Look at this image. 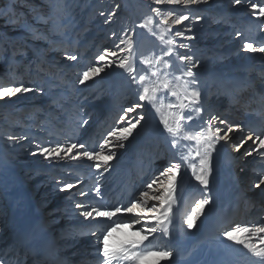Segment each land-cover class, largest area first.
Here are the masks:
<instances>
[{
  "label": "rangeland",
  "instance_id": "374dc122",
  "mask_svg": "<svg viewBox=\"0 0 264 264\" xmlns=\"http://www.w3.org/2000/svg\"><path fill=\"white\" fill-rule=\"evenodd\" d=\"M225 1L226 2L228 1V4L226 6L223 5L224 3H221ZM147 2H148V5H150L151 7L153 15H157L153 11V9H156V8L161 9V15H157V16L161 18L162 20L164 19V16L167 15L168 12L173 13L172 18H174L177 15H187L189 17L188 20L183 21L180 25L173 24L174 32L183 31L185 33L184 37H180V41L178 42H177L178 39L174 38L177 44L188 45L187 48H182L186 50H183V51L181 50V53H180L181 55L185 54L187 56H190L188 55V53L193 51L195 48L201 51L206 50V54L203 57V59H199V53L198 51H196L197 54L196 56H194V58H192L193 59L192 61H197L199 59L197 61L198 63H203L204 65L206 64L207 66L209 65L214 66L213 67L214 69L223 68L224 71L229 70V69H237L239 73H242V74L245 73V77L247 79L249 78L251 80L253 79L258 86L259 84H264V80H261L262 76H257L255 78L254 77L255 75L251 74L256 69L260 71L261 75L264 73L263 66L256 67L258 63L264 64V52H260V51L253 52L251 50L244 48L245 43H252L256 49H260L264 47V17L253 15L252 14L253 10L251 9L252 3H257L258 5H264V0H242V3L237 6L234 3V0H201L200 3H195V4L188 5V6L169 5V4L160 5L156 3V0H147ZM124 3H125V0H0V76H2V80L0 79L1 81L0 88L18 87V86L23 85L24 87H28L32 89V91L30 92L17 93L10 97L0 98V106H1V102H4V106L12 105L14 97L21 99L20 106L22 108H21V111H18L19 113L28 111L27 109L32 107L31 105H29L30 103H34L35 105L38 106L37 107L38 109H36V112H35L37 115L36 114L34 115V116H38V120L35 121L34 124H32V128L30 130L29 129L24 130L23 127L21 126L22 129H19V130L17 129L14 132V135H12V138L4 141L6 144L5 147L7 149L6 150V154L8 155L7 157L10 159L11 162L13 161L16 163L15 167H13V169H10L11 175H14L12 176L13 181H14L12 183L13 185L14 183L17 184V179L19 180L20 177L26 178L28 182L24 184V187L26 188V190L30 191L32 195L34 196L36 195L35 200L39 199L38 195L40 194V192L45 194L46 189L51 188L53 186L58 187L57 191L54 194H52L49 197L46 196V198H44L47 200V202L50 201V204H48V206L42 209V212L44 211V214L46 215L51 211L57 213V220L52 222L51 224L49 223L45 225V228L50 226V229H51V227L54 226L53 228L54 230L56 227H58L54 236L60 239L63 236V232L62 231L57 232V231L60 229L65 230L67 226L70 224L73 225L74 230H71L72 235L70 236V240L68 242L62 240L63 241L62 243H65L64 244V249H66L65 252L66 253L71 252L72 259L77 260L78 263H83V264H88V261H86V258H92L95 264H103V261L99 257V255L90 256L91 255L90 253L98 252L97 236H99L100 240H102L103 237L98 233L97 235H93L91 233L92 231L93 232L95 231V228H96L95 225H94V229H90L91 232L90 230H88L89 228L93 226V223L89 224L88 223L89 218L85 219L82 215L80 216V213L83 211L82 210L83 208L79 212L78 211L72 212L67 219L69 221L65 220L64 221L65 225L61 226V228H60V225L55 224L57 221L59 222L62 221L61 218L63 217V215L61 213V207L65 205L64 204L65 199L64 200L59 199L61 197H64V194H62L61 197H59L58 195L60 192V188H63L64 184L74 183L73 185H76V186H74V188L70 190H65V193L67 196L70 195V198L73 197L72 198L73 202L76 205L83 204L86 206L85 208H87L88 206L91 205V203H89L88 205L87 203L86 204L84 203L88 201L92 202V200L89 197L91 198L96 197L95 199L97 200V202H95L94 206H91V207H97L98 204H100V206H103L105 201L108 203L110 200V197L108 200H105L107 193H104L108 183H105L107 179H105V181L104 182L102 181L101 183L97 181L103 179V177H100V176L106 175L107 172L103 170V167L97 170L94 167L96 161H89L87 158H79V159L74 160V161L80 160L78 163H75V165L77 164L76 166H79L78 168L76 166L70 167L71 162L68 163V161L73 160V159H70L67 156H63V154L61 158H57V159L45 158L43 155L39 154L37 152V149L39 147H55V145L57 144L55 142H51L50 144H43L44 142L42 141L44 140H46L47 142L51 141V139L47 140V138L50 137L48 133L51 132V128H46L47 126L48 127L50 126V123H47L46 118L45 120H41V117L47 114L46 117L50 116V118L51 117L55 118L56 114L57 115L61 114V115H64V117L67 118V120H72L71 123L75 122V125L72 124V129H74V134L72 133L73 135L68 134L67 136H64V137H61V136H55V137L61 138L58 141L59 144L66 145L68 143H77V144L85 145V148L79 149V151H83V150L98 151L99 144L102 143L104 138L107 136L106 132L108 133V131H110L112 128L117 126L118 118H116L117 117L116 116L111 121V122L114 121L115 125L113 124L108 128V126L111 124V122L110 123H108V121L106 122L109 111L106 109V111L102 114V116L98 118V116L96 115L98 114L97 106L99 105L98 102L102 101V99L105 96L107 97L111 91V88L108 86L110 85L109 81L112 83L113 80H115V86H114L113 93L111 94L110 99L115 97L114 95L117 90L120 89L122 91L127 92L130 89V87L133 86V83L130 82L128 73H126V75L122 77H119L121 79L119 80L117 76L115 77V75L113 74L114 72H108L110 69L114 70L117 68L114 65L110 68L106 67V73L104 74V77H102L100 80L98 78L100 74L102 73H100L96 77L90 78L88 81L82 84L83 85L82 88H80V86H78L77 84H80L79 79L82 78L83 72L86 71L88 67H91L94 64L96 66H105L104 62H97L95 59L98 55L102 54L105 49H108L111 52L117 53V56L115 57L117 62L119 58L126 56L128 45L127 43L121 44V41L123 40L127 42L131 40L132 38L131 32H132L133 24L132 22H130L129 13H127V11H123ZM214 6L216 9L211 11ZM235 6L236 8H234ZM189 7H192V8H189ZM207 7L209 10H207ZM221 7H226V8H224L223 10ZM104 8H105V12H103L104 16L102 15L104 20L102 24L98 26L97 28L96 25L99 22L98 19L101 18L100 11L103 10ZM232 13H235L238 15L237 20L234 19L235 17L232 16L233 15ZM114 17H117V18L114 19ZM197 17H200V19H197ZM172 18L169 19V23L171 22ZM229 18L233 19L232 24L230 23ZM239 21H242L245 23V33L244 34H243L244 31L241 30L242 25L237 23ZM100 29H101V32L103 31V33L101 34L98 32V30ZM93 30L94 32L92 33ZM241 31L242 33H240ZM89 32H90V35L91 34L93 35L97 34V35H95L93 39L91 38L84 39V41L82 40L81 42L82 44H78L80 36H82V38L86 37L88 36L87 34H89ZM237 33L242 34V37L240 38L239 37L240 35L238 36ZM76 36L78 38H76ZM222 38L223 39L231 38V39L229 40L226 39L227 41L226 40L224 41L222 40ZM89 40L92 43L94 42L96 43L93 46H91L92 43ZM154 40H155L154 43L150 47H148L146 50L148 51L146 52V55H147V58L149 59H154L155 57L163 56L164 54L162 51V47L159 48L160 45L158 41H156L157 39H154ZM110 43L112 44L109 47L105 46ZM117 45H119V47H117ZM55 47L57 49H55ZM121 49H124V51H121ZM31 50H36L34 52L37 54L38 60L42 57L40 55L41 53L44 54L43 56L44 60L48 59L46 56H50V55L52 56L54 54V59L56 60V62L54 61V63L63 62V61H68L72 63V64L67 63V65L70 67L72 66L73 67L72 70L75 69V72L73 73V77L75 78L74 81H76V84H74V87H72L70 83L66 84V91L68 93L67 95H63L62 97L57 96L56 91L58 89L56 87L57 86L56 83L63 85V83L61 84V81H63L61 78L54 79L52 76L50 77L44 76L43 79L41 77L39 79L38 78L36 79V77H38V74H37L38 66L34 67L33 66L34 62H31L30 57L27 56V53ZM213 53L214 55H212ZM72 55L77 56L78 59L76 61H72L71 59H69V57H71ZM207 55L209 56L207 57ZM248 55L251 56L250 63L246 62V58ZM109 59H113V58L109 57ZM165 59H168V58L165 57ZM24 65H26L27 76H25L26 74L25 75L19 74L20 67ZM179 65H182V62H180ZM10 66H13V68L15 69L14 74L13 76H11V78L6 79L5 77L7 76V70H8V67ZM244 68H247V69L244 71L243 70ZM156 69H158V64L154 65V67L151 70L155 71ZM169 72H170V75L168 77L172 79L175 76V74L173 73L171 68L169 69ZM65 76H68V74H66ZM168 77H165L164 74L161 72L159 77H156V78L157 80L160 81L165 78L168 79ZM197 78L198 77H196V79ZM107 79H109V81L105 84L107 85V87L104 89V94L101 96L95 97V98H91L92 97L91 95L93 94L92 90L95 88V86L93 88V84L94 83L96 84L97 82L103 81V80L106 81ZM215 79H223V78L217 77L214 74L210 75L209 83H211V81L212 82L214 81V84L208 86L205 89L204 94L206 95V99H202L204 101L209 102L210 104L214 103L213 102V97L215 96L214 94H217L216 93L217 91L219 93L220 91L219 88L221 87L220 84L217 82V80L215 81ZM177 82H180V81H177ZM89 85H92L90 90L87 89L86 91H84L86 86H89ZM258 88L260 92V98H261L260 100L263 102V107H264V97H262V94L264 95V87L261 88L259 86ZM100 90L101 88L98 90V92ZM60 99H62V101ZM9 100H10V103L8 104L7 101ZM217 100L218 99H216V101ZM70 101H75L80 106V109L76 116L74 114L70 116L69 110L67 111L65 110L68 107H72L71 103L67 104V102H70ZM93 101H98V102L93 103ZM232 101H235V99L232 98ZM62 103H64L63 105H66V106H63ZM163 103L165 104V101H163ZM248 104L249 102L246 103V105ZM55 105H56V110L51 111L53 107H55ZM223 105L224 104H222L221 106ZM232 107L236 109L237 113L239 112L238 115H230L231 119L227 118L226 120L225 118H223L222 120L228 122L229 124L241 125L240 129H234V132L239 138L238 141L234 143V145L240 144L241 141H244L245 143V144H242L241 146L242 151L238 155L240 157L236 158V161L234 164L236 165V168L239 165H241V163H239L241 160V157L243 159V156L247 153V151L251 150L253 151V154L256 155L255 157L258 156V158H256L255 161H252L253 166H250V167L264 174V149L257 147V142L254 139V136H252L253 137L252 139H247L250 135L249 131L251 130L248 126V122L246 119L247 118L246 116H249V115H246V116L241 115V113L243 114L244 112L247 113L246 111H251L249 108L251 107V104H249V107H244L241 104V107H240L241 109H240L238 105H236V103L233 102ZM252 109H256V107L255 108L252 107ZM147 111L148 110H146V112ZM164 111H166V109H164ZM18 112H16L15 110H12L10 112L7 111L5 115L6 119L10 121L13 118L12 115H17L16 113ZM41 113L42 115L40 116L39 114ZM224 113L226 115L231 114L227 111L223 112L222 114ZM249 113H252V112H249ZM95 116L97 117L95 118ZM103 118L104 120L100 121V119H103ZM25 119L23 120L22 118L18 117V120L22 124L23 122L27 121ZM234 119H237V121L239 122H233ZM89 120H93V121L88 122ZM95 120H98L97 127H95L96 123L92 124V122H95ZM201 120H198L197 122ZM217 123L218 121L213 122L215 126L221 127L223 130L227 131L226 125L219 126L217 125ZM100 126H102L101 128H103V130L100 128ZM17 128H19V126ZM38 130H42L43 132L40 133L38 132ZM105 130L106 132L104 133ZM189 130L192 131L191 128ZM149 131H152V129ZM259 135L261 136V138H264V131L259 132ZM182 142L184 144L189 145V141H182ZM76 151L77 150H74L73 153L70 155H75ZM117 152L118 150H116V154ZM158 152H161L160 147H159ZM178 152L179 150H174V153H173L174 155L171 156L172 158L169 159L170 161H168L162 167L160 164L157 163L156 161L157 159L152 158L151 169L149 173L147 175L146 173L144 174L140 173L137 184H136V181L130 182V185L132 184L131 187L129 188L131 197H133V195H138L139 191L144 190L143 189L144 186L147 183L151 182V180L156 175H158V172L162 170L164 167L168 166L170 162L179 163L180 155L177 154ZM33 153H36V154L34 155ZM106 154H107V150H106ZM255 157L252 156V158H255ZM116 159H117V155L113 161L109 162L110 169L117 162ZM122 163L124 162H121L120 164ZM152 170H153V173H152ZM150 174L151 176L147 178ZM89 177L90 179L91 177H93L94 179L90 181L91 184L81 183L84 178H89ZM177 181H178V190H177V198L174 202V205H176L179 197L185 194V191L187 189H193L194 182H193V177L191 175L190 168H188L185 172V170H183V167H182L181 175L178 176ZM250 182L253 183V181H250ZM257 183H259V181ZM257 183L254 182L253 186ZM91 185L92 186L95 185L96 186L95 188H100L101 192L99 196L96 194V192L91 193V194L89 193V192L95 191V190L89 189ZM14 187L17 188V191H15V194L14 192H11V193L18 196L20 194V192H18L20 188L18 189L16 185H14ZM132 187L134 188L133 191H132L133 189ZM208 188L211 190L213 188V185L210 181H209ZM250 190H252L251 187H250ZM6 192L8 191L6 190L4 191V189L0 187V199L5 198L4 194ZM81 192H84L85 195L81 196L80 195ZM201 193L204 194L205 192H200V194H196V195L192 194L193 196L189 198L188 202L186 203V210L184 212L182 211L178 219L174 223H172L171 234L168 240L162 238L159 234H157L156 239L151 241L152 246L154 248L156 249L164 248L173 253L172 257L168 259L157 257V261H159V264H175V260L173 261V258H177L179 256H187L198 245H204V248L201 249L197 259L191 264H206L209 261L214 260L215 257L213 256L212 251H210L209 249L207 250L205 247L211 246L212 244L211 241L214 239H219L221 241L226 240V238L222 236V232L227 231V230H232L233 228L236 227L234 223L235 220L231 222L222 223V224H219L216 229L211 231V235H212L211 237L206 236L203 234V228L201 227V224L206 220V217L203 214L197 220V226L194 229H192L194 230L193 232L197 234H196L195 239L192 241L191 245L184 246L181 242H179L178 239L180 237L179 235H181L182 230L187 229L186 225L183 223V220L187 218L186 212L190 211V208L195 206L196 200L204 198V196L202 197ZM44 194H42V196ZM76 198L77 200H75ZM261 198H264V191H263ZM61 201H64V202H61ZM212 201H213L212 206L214 205L213 207L215 208L214 211L217 214V218H219L220 217L219 216L220 207L221 209H225L223 207L226 205V203H222V206H220L221 199H219V197H217L216 195L213 196ZM119 202H122V200L118 202L113 201L110 204L116 205ZM6 203L7 202L5 203L3 202L2 204L0 203V207L4 206V204ZM53 205L55 207H53ZM76 205L74 206L73 209H77ZM64 207H67V206H64ZM85 210H88V209H85ZM2 211L4 210L0 209V221H1V218L4 217L3 215H5V214H1ZM262 211L264 210H260L258 213H256V215L253 216L254 218H251L252 221L251 220L247 221V223H245L247 225H244V226L254 228L256 227L255 225L257 223L258 225L259 223L260 224L264 223V215H263L264 212ZM44 214L42 215L44 216ZM29 218L30 216H24L25 220H28ZM213 218L215 220V215ZM80 219H84V221L83 220L80 221ZM81 222L89 224V225L81 226L80 225ZM118 222L119 223H131V221L127 220V218H125V220L123 221H118ZM94 224H97V222ZM97 225L100 226L101 224L98 223ZM199 225H200V228L198 229ZM100 227H102V225ZM100 227L96 228V230L98 229L96 232L99 231ZM137 227L138 226H134L131 229L127 227L117 228L112 233V236L110 237V243L113 245H116V241H119V244L121 243L122 245L129 240L138 239L139 237L134 236V232L137 230ZM79 228H82V230L84 229L87 230L86 232H82L83 234H85V236L83 234L82 235L79 234L78 232L79 230L78 231L76 230V234L74 237L73 234H74L75 229H79ZM9 231L6 232L5 227L3 229V227L0 226V260H3L5 264H18V262L15 263L16 260L12 261V258H11L12 256L10 257V254L14 252L11 250L12 246H9V243L12 241L10 239L12 232H9ZM88 232H90L89 235L87 234ZM129 233L132 235H130V237L129 236L126 237V235ZM201 233H202V236L200 237ZM261 235H264V234H261ZM71 239H72V242H70ZM254 242H258V241L254 240ZM235 246L237 249L236 248L234 249H236L238 252L241 251L242 256L246 255V258L250 259V261H252L253 264H255V262L259 259L254 256L252 257L247 256V255H251V253H248L247 249H244L242 245L235 244ZM9 251L10 253H8ZM82 252H87L89 253V255L87 254L84 255ZM13 255L15 257L16 254H13ZM81 256H83V258ZM79 257H81V259H79ZM145 259H149V257ZM170 260L172 261L170 262ZM52 261H56V260L52 259ZM239 263L247 264V261L244 260L243 262L241 260L239 261ZM143 264H149V263L143 262Z\"/></svg>",
  "mask_w": 264,
  "mask_h": 264
},
{
  "label": "bare ground",
  "instance_id": "6f19581e",
  "mask_svg": "<svg viewBox=\"0 0 264 264\" xmlns=\"http://www.w3.org/2000/svg\"><path fill=\"white\" fill-rule=\"evenodd\" d=\"M221 3H224L223 5L226 6L228 4V1L227 2L226 1L221 2ZM236 6L234 8H236ZM123 8H124L123 11H127V13H129L130 22H132V24H133L132 32H131L132 33L131 41L133 43V51H132L131 55L135 61V67L137 68L138 73L140 75H146L152 70L148 69V67L146 65H142L140 61L142 58H147L146 52H148V51H146V50L148 47H150L154 43V41H155L154 39H157L156 41H158V43L160 45L159 48L162 47V51H163V53H165L169 50V48L173 47L172 45H169L167 43V41L172 40L174 38H177L178 39L177 42H178V41H180V37H177L175 35L176 32L173 31L174 25L171 22L168 23L167 25H164L162 23L163 20L161 18H159L157 15H153V12L151 10L150 5H148L147 0H125ZM189 8H192V7H189ZM221 8L224 10V8H226V7H221ZM214 9H216L215 6L212 8L211 11H213ZM207 10H209L208 7H207ZM100 12L101 13L105 12V8L103 10H101ZM101 13H100L101 18L98 19L99 22L96 25L97 28H98V26H100L102 24V22L104 20ZM232 14H233L232 16L235 17L234 19L237 20L238 15L235 13H232ZM103 16H104V14H103ZM149 17H151V23H149V20H148ZM116 18L117 17H114V19H116ZM240 19H242V18H240ZM229 20H230V23L232 24L233 19L229 18ZM237 23L242 25L241 30L244 31L243 32V34H244L245 33V23L242 21H239ZM144 25H147V26L145 27ZM93 32H94V30L92 31V33ZM98 32L100 34L103 33V31L101 32V29L98 30ZM240 33H242V31ZM87 35L88 36L83 37V38H82V36H80L78 44H82L81 42H82V40L84 41V39H87V38L93 39V37H95V35H97V34H95V35L91 34V35H93V36H91L90 32H89V34H87ZM161 36L164 37L163 40L160 39ZM239 37L241 38L242 34H240ZM76 38H78V37L76 36ZM243 38H244V36H243ZM219 39H220V37H219ZM226 39L227 38H224V39L222 38V40H224V41ZM229 39H231V38H228L227 40H229ZM95 43L96 42L92 43L91 46H93ZM111 44L112 43L105 45V46L109 47ZM55 49H57V48L55 47ZM177 50L180 54L181 50L183 51L186 49L179 48ZM34 51H36V50L29 51L27 53V56L30 57L31 62H34V64H33L34 67L38 66V70H37L38 77H36V79L37 78L39 79L40 77L43 79L44 76H49V77L52 76L54 79L55 78L56 79L61 78L63 80V81H61V84L63 83V85L56 83L57 84L56 87L58 89L56 91L57 96L62 97L63 95H67L68 93L66 91V84L70 83L72 87H74V84H76V81H74L75 78L73 77V73L75 72V69L72 70L73 67L72 66L70 67L67 65V63H70V62L63 61V62L54 63V61L56 62V60L54 59V54L52 55L53 57L51 55L46 56L48 58L47 59L48 61H47V60L43 59L44 54H42V53L40 54L42 57L38 60V56ZM196 51H198V53H199V59H203V57L206 54V50L201 51V50L195 48L193 51L188 53V55H190L192 58H194V56H196V54H197ZM127 55H128V52L126 53V56ZM212 55H214V53ZM208 56L209 55H207V57ZM250 59H251V56L248 55L246 58V62L250 63L251 62ZM171 61H172L171 70L173 71L175 76L180 75L181 72L185 71L184 68H187V66H185V65H184L185 67L183 66V63H182V65H179L180 61H178V59L175 56L171 57ZM197 61H192V62L196 63V67H193L192 70H195V73H200L199 76H197L198 77L197 82L199 85V90L201 91V99H206V95L204 94L205 89L208 86L214 84V81L213 82L211 81V83H209L210 82L209 81L210 75L214 74L217 77H221L224 79V80L223 79H215V81L217 80V82L220 84L221 89H220L219 93L217 91L216 92L217 94H214L215 98H213V102H217L218 100L219 101L222 100V99H219L217 97L222 95L221 92L223 90L229 91L230 88L232 89V87H234L233 85H235V82H238V81H236L237 77H239L238 78L239 83H242L243 80L246 78L245 73L244 74L239 73L237 69H229V70L224 71L223 68L214 69L213 68L214 66H210V65L207 66L206 64L204 65L203 63H198ZM192 62H189L188 64H190V66H192ZM70 64H72V63H70ZM218 66H219V64H218ZM261 66L264 67V64L258 63L256 67H261ZM68 68H69V70H68ZM158 69L160 70V73L162 72L164 74L165 70H164L162 65L158 64ZM239 69H240V67H239ZM246 69L247 68H244L243 70L245 71ZM14 70L15 69L13 68V66L8 67L7 76L5 78L6 79L11 78V76H13V74H14ZM35 70H36V68H35ZM198 70H200V71H198ZM44 71L48 72L49 74L44 72ZM168 71H169V69H168ZM258 71L259 70L256 69L251 74H254L255 78L257 76H262L261 80H264V73L261 75L260 71L259 72ZM108 72H114L113 74L115 75V77L117 76V78L122 77V76L126 75V73H127L126 70L119 69L118 67L114 70L110 69ZM105 73H106V71L104 73L100 74L98 79L100 80L102 77H104ZM19 74H22V75L26 74L25 76H27L26 65L20 67V73ZM66 74H68V76H65ZM206 74H208L209 76ZM114 75H112V76H114ZM0 79L2 80V76H0ZM137 79H138V76H137ZM168 79L172 80V82H173L174 86L177 88V90H180L181 85L184 83L183 79L180 80V82L174 81L173 79H171L169 77H168ZM108 81H109V79H107L106 81H104V80L99 81L96 84L94 83L93 88H94V86H95V88L92 90L93 94L91 93L92 94L91 98H95V97L103 95L104 89L107 87V85H105V84ZM159 82L160 81L157 80L156 77H152L147 81V83L149 85L154 84V83H159ZM109 83H110V85H108V86L111 88L109 95L107 97L105 96L102 99V101H99V102L93 101V103H96V102L99 103V105L97 106L98 107V110H97L98 114H96L98 116V118L100 116H102V114L106 111V109L109 106L111 107V112H108L109 113L108 120L111 119L115 114H117L116 115L117 117L116 116L115 117L118 118L119 115L123 114L122 110L124 108L129 107L131 104L136 103L138 100V95H137L138 85L137 84H133V86L130 87V89L127 92L122 91L120 89L117 90L115 92V95H114L115 97L110 99L111 94L113 93L114 86H115V80H113L112 83L109 81ZM77 85L80 86V88L83 87V85L81 83L77 84ZM259 86L261 88H263L264 84H259ZM91 87H92V85L86 86L84 91H86L87 89L90 90ZM100 88H101V90L98 92V90ZM235 93L239 94V92H235ZM158 96L160 97L161 100L165 101V105H167L169 103H175L176 102L175 97L169 98L168 96L164 95L163 90L160 93H158ZM262 97H264L263 94H262ZM215 99H218V100L216 101ZM60 100L62 101V99H60ZM244 100H246V102H248L247 101L248 99H245V97H244ZM20 101H21V99L14 97L12 105L4 106V102H1V106H0V187L3 188L4 191L5 190L8 191L4 194L5 198L0 199L1 204L3 202L4 203L7 202L6 204H4V206L0 207L1 210H4L1 212V214H5V215H3L4 217L1 218L0 226L3 227V229L5 227L6 232L9 230H11L9 232H12L11 237H10V239L12 241L9 243V246H12L11 250L14 252V253L10 254V257L12 256L11 257L12 261L16 260L15 263L18 262V264H24V261L27 258H29V256H30L29 259L32 260V258H31L32 255L30 254V251H31V249L38 250L37 248L34 249V247L38 246L39 241H41L42 239H46L47 237L50 236V234L54 233L52 235V238H55L56 240H58L61 243L63 241L68 242L70 240V236L72 235L71 230H74V226L70 224L67 226V228L65 230L64 229L58 230L57 232H59V231L63 232V236L60 239L58 237L56 238V236H54L55 235V232H54L55 229L53 231H50V226L45 228V225H47L49 223L51 224L52 222L57 220V213L56 212H50L46 215V214H44V211L42 212V209H44L46 206H48V204H50V201L47 202V200L44 198H46V196L49 197L52 194H54L57 191L58 187L53 186L51 188L46 189L45 194L40 192V194L38 195L39 199L35 200L36 195L35 196L32 195L30 193V191L26 190V188L24 187V184L27 183L28 181L26 180V178L20 177L19 180L17 179V184L14 183V185H16L18 187V189L20 188L19 189L20 191L18 190V192H20V194L18 196L14 195L15 191H17V188L14 187V185L12 183V182H14L13 177H12L14 175H11L10 169H13V167H15L16 163L13 161L11 162L10 159L7 157L8 156L6 154L7 149L5 147L6 144L4 141L12 138V135H14V132L17 129L19 130V129H22V127H23L24 130H28V129L30 130L32 128V124H34V122L38 120V116H34L36 114L35 112H36V109H38L37 108L38 106L35 105L34 103H30L29 105H31L32 107L27 109L28 111L23 112V113H19L18 111H21V108H22L20 106V104H21ZM233 102H235L239 108L241 107V103H240L241 101L240 100H239V102L238 101H232V103ZM7 103L9 104L10 100L7 101ZM68 103H71L72 107H68L65 110L66 111L69 110L70 116H72L73 114L76 116L78 114L80 106L75 101L67 102V104ZM63 104L64 103H62V105ZM63 106H66V105H63ZM148 108H149L148 113L153 112L154 116L157 115V120H158L149 129V130L152 129V131L146 132L148 125L150 126L152 117L150 118L148 113L146 112V110L142 108L141 110H139L145 116L144 121H142V126H140L138 128V130L135 133L134 138H130L129 142H125V144H126L125 148L118 149V152L116 154L117 155V159H116L117 162L115 161L116 162L115 165L112 166L111 169L109 168L106 175L100 176V177H103V179L97 181V182L101 183L102 181L104 182L105 179H107V181L105 183H108L104 193H107L105 200H108L109 197H110V200L108 203L105 201L103 206L111 205L110 203L112 202V200L115 202L116 201L118 202L120 200H122V202H127L129 200V198L131 197V195H129L128 198H127L126 194H122V192L119 195H117L119 188L127 190V188H129L130 179L133 177V175L135 173H138V171H140L139 173H142V174L146 173V175H147L151 169L152 158L157 159L156 160L157 163L160 164L162 167L168 161H170L169 157L174 155L173 154L174 149L171 148V146L169 144L170 142L167 141V140H170V138L167 136V133L164 131L165 132L164 135H161L160 132H157V127L163 126L160 123V119H161L160 114L156 112L155 108H153L151 104ZM230 109H233L234 112L236 111V109L233 108L232 105L230 106ZM12 110H15L18 113H16L17 115H12L13 118L10 120L11 121L10 122L8 119H6L5 115H6L7 111L10 112ZM54 110H56V105H55V107H53V109L51 111H54ZM71 110H73V111H71ZM208 110H209V108H208ZM211 110H213V109H211ZM253 110L254 109H252L251 112ZM166 111H169V110L166 109ZM216 111H217V109L215 108L214 113H216ZM58 112H60V111H58ZM227 112L230 113V111H227ZM204 113L205 112L200 113V114H195V113L193 114L195 119L193 122H189L190 126H191L190 128L192 129L193 132L199 131L201 129V127L207 128V123H201L202 122V120H201L202 115ZM243 114H245L244 116H246V115L254 116V112H252V113H249V112L245 113L244 112ZM39 115L41 116L42 113ZM230 115H233V114L232 113L227 114V115L225 113L222 115L218 114L220 119L230 118ZM46 116H47V114L44 115L43 117H41V120H45V118H46L47 123H50V126L49 127L47 126L46 128H51V132L48 133L51 138L50 137L47 138V140L51 139V141L47 142L46 140L43 139L44 140V141H42V142H44L43 144H50L51 142L58 143L59 140H57L53 137L54 134H56L57 136H59V135L62 136V134H63L62 130L63 129H65L64 133H66L69 130H71V131L73 130L71 128L72 125H70L72 120H67V118H65L64 115H61V114L57 115L56 114L55 118H52V117L50 118V116H48V117H46ZM97 116H95V118ZM261 116H259V119H262ZM18 117L22 118L23 120L26 118L25 120H27V121L23 122V124H22L18 120ZM198 120H201V121L197 122ZM90 121H93V120H89L88 122H90ZM97 121L98 120H95V122H92V124L96 123L95 127H97V125H98ZM233 122H239V121H237V119H234ZM258 122H260V121H258ZM41 123H43V122H41ZM113 124H114V121L111 122V124L108 126V128ZM217 125L221 126V124H219V122L217 123ZM18 126H19V128H17ZM101 127L102 126H100V128ZM101 129L103 130V128H101ZM224 131H226V130L222 129L221 134H223ZM38 132L42 133L43 131L38 130ZM105 132H106V130L104 131V133ZM106 134H107V132H106ZM250 134H252V136H258L259 135V134L253 135V132H250ZM229 136H230V139L228 142L221 141L220 143H218L216 145L215 150H213L211 152V157H210L211 173L209 175V181L213 185L212 190L207 188L206 190L202 191L204 186L200 185L199 182L195 181V179L193 178V182H194L193 189H187L185 191V194L181 195L179 197L176 205H174L173 211H174L175 215H174L173 223L178 219L181 212L182 211L184 212L186 210V203L188 202L189 198H191L193 196L192 194L196 195V194H200V192H205L204 194L201 193L202 197L203 196L204 197L210 196L211 200L213 199V196H215V195L217 197H219V199H221L220 206H222V203H226V206L232 207L230 212H229V215H231L230 220H224V221H230L231 222V221L235 220L234 223H235L236 227L237 226L248 227V226H244V225H247L245 223H247V221H250V220L252 221L251 217L248 216L250 214L248 213V215H247L244 211V208L246 207L247 203L251 199H253V200H251V202L253 203L254 207L257 205V207H259L260 210H264V198H261V196H259V198L258 197L257 198L256 197H252V198L247 197L245 199L238 198L237 201L234 198V192L237 189V177H236L235 173H236V169H238V168H236V165L234 164L235 162L234 161L231 162V160L227 157V155H233L236 157H240V156H238L240 153L238 154L237 148L234 147V143L237 142L239 138L234 131L232 133H229ZM45 139H46V137H45ZM254 139H255V137H254ZM52 140H54V141H52ZM243 144H245V143H243ZM189 145H190V147L195 148L196 142L195 141H189ZM241 146H242V144H241ZM159 147H160L161 152H158ZM247 147H248V145H247ZM249 153H251V154L249 155ZM182 154L188 155L187 149H184ZM252 156L255 157L256 155L253 154V151L249 150L243 156V159L241 157V160L239 163H241V164L249 163L248 166H242L244 169L249 168L250 166H253L252 161H255V159L258 158V156L255 158H252ZM132 160H133V163H132ZM79 161L70 160V161H68V163L71 162L70 167L71 166L75 167L77 165V164L75 165V163H78ZM190 161H194L198 164V160L195 159V152L194 151L190 155ZM121 162H124V163L120 164ZM76 167L79 168V166H76ZM187 169L183 168V170H185V172ZM110 170H112V171H110ZM190 171H191V169H190ZM152 173H153V170H152ZM69 174H71V173H69ZM252 174L253 175L256 174L257 176L262 175V173L257 171V170H255ZM150 176H151V174L147 178H149ZM263 176H264V174H263ZM126 178L127 179L129 178V179L124 183L123 181ZM136 179H137L136 180V184H137V181L139 179V175H136ZM248 179L250 181L254 182L256 177L254 178V177L250 176ZM91 180H94L93 177H91V179L88 180L87 183H89ZM74 186H76V185H74ZM194 187H195V189H194ZM37 189H38V187H37ZM60 189H62V188H60ZM116 189H117V191H116ZM133 190H134V188L132 189V191ZM213 190H214V192H213ZM11 192H14V194H12ZM42 194H44V195L42 196ZM62 194H64V197H61ZM58 196L61 197L59 199H62V200H64V199L68 200V199L73 198V197L70 198V195L67 196L65 191H61V190H60ZM2 200H3V202H2ZM75 200H77V198ZM69 201L71 202V200H69ZM233 202H238V203H233ZM86 203L88 205L89 203H92V202L88 201V202H85L84 204H86ZM99 206H100V204L97 205V207H99ZM213 206L211 203L209 206L206 207V209L203 213L206 217V220L201 224V227L203 228V234L206 236H209V237L212 236L211 231L216 229L218 227V225L222 223V218L225 216V213H226V211L225 210L223 211L220 207V210H219L220 211V213H219L220 217L217 218V214L214 211L215 208ZM66 208H68V207H66ZM259 208H257V209H259ZM262 212H264V211H262ZM42 214H44V216H46V217H44ZM213 215H215V220L213 218ZM7 216H9V217H7ZM24 216H30V218L28 220H25ZM80 216H81V213H80ZM82 220L84 221V219H80V221H82ZM89 221H91V222H89ZM63 223H64V221H63ZM88 223L94 224V223H96V221L89 218ZM58 225L61 226V224H58ZM251 225H252V223H251ZM257 225H258V223L255 226H257ZM259 225H260V223H259ZM199 228H200V225H199L198 229ZM90 229H94V226H92L88 230H90ZM76 230L77 231L79 230L78 232L81 235L83 234L82 232L87 231L86 229L82 230V228L75 229L74 234H73L74 237L76 234ZM96 231H94V232H96ZM193 231L194 230H192V229L191 230H189V229L184 230L183 229L181 232V235H179L180 237H179L178 241L181 242L184 246L191 245L192 241L195 239L196 234H197V233H194ZM96 233L99 234V231ZM87 234L89 235L90 232H88ZM83 235L85 236V234H83ZM88 235H86V236H88ZM130 235H132V234L129 233L126 235V237H128V236L130 237ZM201 236H202V233H201L200 237ZM169 237H170V235L166 236V237H162V238L168 240ZM203 237H205V236H203ZM209 237H207V238H209ZM32 241L36 242L37 245L36 244L30 245ZM70 242H72V239ZM211 242H212L211 246H206L205 248L207 250L209 249L210 251H212L215 259L212 261H209L206 264H221L222 262H225V259H227V264L232 263L233 258H234L233 256H235L236 251L234 252L231 249L229 250L228 246L231 245L232 248L236 247L234 242L227 241V240L221 241L219 239H214ZM18 243H22L23 245L19 246ZM118 245H121V243L119 244V241H116V246H118ZM203 248H204V245H198L187 256H179L177 258H173V261L175 260V264H191L192 262H194L197 259L201 249H203ZM57 251H55V253H57ZM239 252H241V251H239ZM239 252H237V253H239ZM8 253H10V251ZM96 253L92 252L90 256L98 255V252H96ZM13 254H16L15 257ZM241 256H242V252H241ZM247 256L252 257V255H247ZM157 257L158 256H150L149 259H145L144 262H147L149 264H152V263L155 264L157 262ZM241 260L243 262H244V260H246L247 264H253V262L250 261V259L246 258V255H244V257H240L239 261H241ZM86 261H88V260H86ZM171 261L172 260H170V262ZM33 262L38 264L39 260L37 258H35L33 260ZM47 262H48V264H58L57 261H52V259H48ZM61 263L67 264V261H62ZM172 263H174V262H172ZM238 263L239 262H237L236 264H238Z\"/></svg>",
  "mask_w": 264,
  "mask_h": 264
},
{
  "label": "snow or ice",
  "instance_id": "6c2138e0",
  "mask_svg": "<svg viewBox=\"0 0 264 264\" xmlns=\"http://www.w3.org/2000/svg\"><path fill=\"white\" fill-rule=\"evenodd\" d=\"M201 0H156L157 4H169V5H183L188 6L195 3H200ZM236 5H240L242 0H234ZM253 15L264 17V5H258L257 3L251 4ZM153 11L157 15H161V9L156 8ZM103 15V13H101ZM173 17L172 12H168L164 16L162 23L167 25L169 19ZM187 15H177L171 19V23L174 25H180L183 21L188 20ZM200 19V17H197ZM151 23V17L148 18ZM145 27L147 25H144ZM177 37H184L183 31L175 33ZM239 36L240 33H237ZM164 39L163 36L160 37ZM127 43L128 55L119 58L118 62L115 59L116 52H111L105 49L104 52L98 55L95 59L97 62H104L105 66H96L95 64L88 67L83 72L82 78L79 79V83L84 84L92 77H96L100 73L106 71V67L110 68L116 66L119 69L126 70L128 73L130 82L137 84L138 100L136 103L131 104L129 107L124 108L123 114L119 115L117 120V126L108 131L107 136L103 142L99 144L98 151H79L84 149L85 145L77 143H68L66 145L57 143L55 147H39L37 152L43 155L45 158L57 159L63 156H67L70 159L76 160L79 158H87L89 161H96L94 167L99 170L103 167L105 172L108 171L109 162L113 161L116 157V150L125 148V142H129L130 138L135 137V133L144 121L145 116L141 110L144 104L141 102H148L155 108L156 112L160 114V123L163 125L164 131L170 138V146L174 150H179L177 154L180 155V162H170L168 166L164 167L158 172L151 182L144 186V190L139 191L138 195H133L127 202H119L116 205L91 207L90 210H84L81 215L84 218H90L102 227L99 229V234L102 235V240H98V255L102 259L103 264H143L145 258L150 256H158L164 259L171 258L173 253L164 248L155 249L152 246L151 241L156 239V235L166 237L171 234V225L174 219V202L177 198L178 190V176L181 175L182 167L191 169V175L195 181L203 185L202 191L206 190L209 185V175L211 173L210 157L211 152L215 150L216 145L223 142H228L230 139L229 133H232L234 129H240L239 124H229L228 122L220 119L219 116L212 115L207 121V128L201 127L199 131H190V123L193 122L195 114H200L203 111L201 106V91L199 85L192 71L193 67H196V63L192 62V57L179 54V48H187L186 44H177L175 39L168 40L167 43L173 47L169 48L163 56H157L154 59L142 58L141 64L146 65L148 69H152L154 65H162L164 68V76L168 77L170 72L168 69L172 67L171 57L175 56L178 61L187 66L188 62H192L191 67H187V71L181 72L180 75L174 76L172 79L180 81L183 79L184 83L181 85L180 90L174 86L172 80L162 79L159 83L149 85L147 81L152 77H159L160 70L150 71L146 75H140L135 67V61L132 57L133 43L129 41H121V44ZM119 47V45H117ZM244 48L253 52H264V47L256 49L252 43H245ZM124 51V49H121ZM112 57L113 59H109ZM168 57V59H165ZM72 61H76L78 58L75 55L69 57ZM138 76V79H137ZM163 90L164 95L175 97V103H169L165 105L163 100L160 99L158 93ZM32 89L24 87L23 85L18 87H4L0 88V98L10 97L17 93L30 92ZM168 109L169 111H164ZM213 121H218L221 125H226L227 131L221 134L222 129L213 124ZM252 134L247 139H252ZM15 139V138H13ZM257 147L264 149V138L261 136H255ZM182 141H195L196 147L192 148L188 144L182 143ZM234 145L237 150L243 144ZM184 149H187L188 155L180 154ZM74 150L75 155H70ZM107 150V154H106ZM195 152V159L198 160V164L194 161H190V155ZM34 155L36 153H33ZM251 153H249L250 155ZM261 184H264V178H261L259 183L254 187L259 188ZM155 186V187H154ZM74 188L71 183L63 185L61 191L70 190ZM96 194L100 195V188L95 189ZM81 196L85 193L81 192ZM212 203L210 196H205L202 199L195 201V206L190 208V211L186 212V219L183 223L187 229L191 230L197 226V220L204 213L207 206ZM78 209L85 208L83 204H77ZM127 218L131 223H119ZM138 226L134 232V236L138 239L129 240L126 243L116 246L110 243V237L112 233L120 227L133 228ZM97 235L96 232L92 233ZM264 223L252 228V227H240L237 226L232 230L222 232V236L227 241H232L237 245H242L244 249H247L248 253L252 256L259 258L255 264H264ZM151 238V239H150ZM258 241V242H254ZM0 264H5L3 260H0ZM159 264V261L156 262Z\"/></svg>",
  "mask_w": 264,
  "mask_h": 264
}]
</instances>
